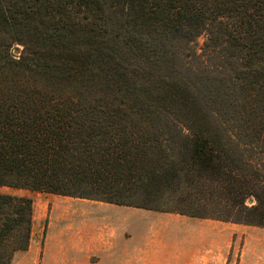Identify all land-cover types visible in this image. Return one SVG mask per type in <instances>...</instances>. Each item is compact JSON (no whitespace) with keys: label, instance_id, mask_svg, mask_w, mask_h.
<instances>
[{"label":"trees","instance_id":"1","mask_svg":"<svg viewBox=\"0 0 264 264\" xmlns=\"http://www.w3.org/2000/svg\"><path fill=\"white\" fill-rule=\"evenodd\" d=\"M222 114L264 161V0H0V186L264 226ZM30 231L0 193V264Z\"/></svg>","mask_w":264,"mask_h":264},{"label":"rangeland","instance_id":"2","mask_svg":"<svg viewBox=\"0 0 264 264\" xmlns=\"http://www.w3.org/2000/svg\"><path fill=\"white\" fill-rule=\"evenodd\" d=\"M221 120L236 156L262 166L261 140L247 123ZM0 193L31 199L29 244L12 264H264V226L6 186Z\"/></svg>","mask_w":264,"mask_h":264},{"label":"water","instance_id":"3","mask_svg":"<svg viewBox=\"0 0 264 264\" xmlns=\"http://www.w3.org/2000/svg\"><path fill=\"white\" fill-rule=\"evenodd\" d=\"M16 52H18V50L17 49H14V53H16Z\"/></svg>","mask_w":264,"mask_h":264},{"label":"crops","instance_id":"4","mask_svg":"<svg viewBox=\"0 0 264 264\" xmlns=\"http://www.w3.org/2000/svg\"><path fill=\"white\" fill-rule=\"evenodd\" d=\"M175 264V263H174Z\"/></svg>","mask_w":264,"mask_h":264}]
</instances>
